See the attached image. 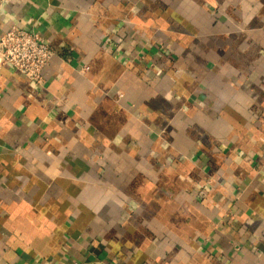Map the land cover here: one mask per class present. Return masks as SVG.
<instances>
[{"label":"crops","instance_id":"0c3cea01","mask_svg":"<svg viewBox=\"0 0 264 264\" xmlns=\"http://www.w3.org/2000/svg\"><path fill=\"white\" fill-rule=\"evenodd\" d=\"M0 264H264V0H0Z\"/></svg>","mask_w":264,"mask_h":264},{"label":"built area","instance_id":"2783aa9c","mask_svg":"<svg viewBox=\"0 0 264 264\" xmlns=\"http://www.w3.org/2000/svg\"><path fill=\"white\" fill-rule=\"evenodd\" d=\"M55 52L39 32L19 25H13L0 38V66L12 65L36 84L44 81L43 70ZM67 264L83 263L72 261Z\"/></svg>","mask_w":264,"mask_h":264}]
</instances>
